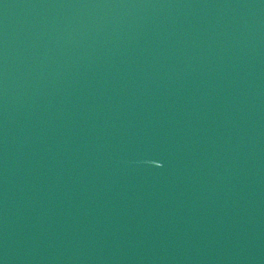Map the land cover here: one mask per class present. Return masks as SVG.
Wrapping results in <instances>:
<instances>
[{
    "label": "water",
    "instance_id": "1",
    "mask_svg": "<svg viewBox=\"0 0 264 264\" xmlns=\"http://www.w3.org/2000/svg\"><path fill=\"white\" fill-rule=\"evenodd\" d=\"M0 264H264V0H0Z\"/></svg>",
    "mask_w": 264,
    "mask_h": 264
}]
</instances>
